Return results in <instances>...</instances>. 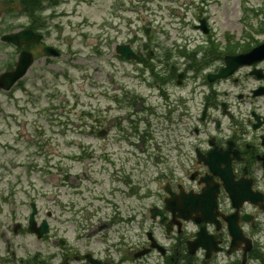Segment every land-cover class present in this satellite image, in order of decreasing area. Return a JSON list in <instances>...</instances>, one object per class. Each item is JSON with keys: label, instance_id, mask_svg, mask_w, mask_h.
<instances>
[{"label": "flooded vegetation", "instance_id": "af4514ba", "mask_svg": "<svg viewBox=\"0 0 264 264\" xmlns=\"http://www.w3.org/2000/svg\"><path fill=\"white\" fill-rule=\"evenodd\" d=\"M125 10V4L114 6L117 30L110 34V76L103 91L109 101L104 109L97 102L93 107L92 134L97 137L104 122L121 124L128 144L136 146L138 137L142 151L155 155V174L146 180L142 175L133 213H124L132 209L130 198L113 197V212L100 221L95 214H71L59 230L49 221L48 231L35 235L42 249L33 252L35 227L29 216L20 222L18 205L20 200L27 212L33 200L19 199L16 191L4 196L0 186V264H264V55L244 63L230 58L264 43V30L255 27L252 35L242 32L221 43L208 37L206 54L185 62L175 44L152 35V27L137 36L140 27L132 28ZM46 44L48 35L29 49L38 56ZM122 44L136 60L118 53ZM223 68L232 73L215 77ZM194 83L202 85L197 89ZM61 105L53 106L57 116ZM162 118L172 127L192 128L182 142H170L177 154L167 165L159 153L167 138L157 135ZM117 167L118 181L137 183L125 165Z\"/></svg>", "mask_w": 264, "mask_h": 264}, {"label": "rangeland", "instance_id": "374dc122", "mask_svg": "<svg viewBox=\"0 0 264 264\" xmlns=\"http://www.w3.org/2000/svg\"><path fill=\"white\" fill-rule=\"evenodd\" d=\"M121 3L128 5L125 13H121L126 21L134 26H142L140 29L137 28L140 34L144 33L145 24L155 28L156 32H161L160 23L171 22L167 27L172 33L171 41L178 37L179 42L184 43L185 39H181L183 32H180L179 28L178 32L176 27L184 28L182 24L187 23L184 34L191 38L192 44L189 48L196 46L198 48L202 46L200 42L203 43L205 39V34L193 26L198 14H205L209 18L216 38L222 39L226 33H232L237 37L245 30L243 27L248 23L261 22L263 14L256 16L255 9L263 6L264 2L263 0H60L45 9L43 16L46 25L49 26L47 31L49 40L61 46L62 54L49 59L51 61L49 66L47 57L41 50L38 60L22 80L23 88L18 87L11 91L0 90V174L8 177V181L12 183L14 177L11 175V168L14 165L21 166L26 163L35 165L28 184L22 177L23 168L17 167L18 196L19 198L26 196L24 187L28 185L38 204L40 220L49 211L52 214H59L65 202L72 201L73 197L81 201L85 200V197L98 196V194L110 195L107 188L113 183H109L108 179H104L106 187L105 184L97 187V193L92 189L89 190L90 187H94L90 156L100 148V142L86 136L83 130H78L80 126L77 123L80 122L78 113L83 108L89 107L91 110L93 104L91 93L96 92L98 85L107 84L110 67L108 48H112L113 45L110 34L112 30H117L111 20L115 14L114 6ZM3 5L4 0H0V35L30 25L28 17L18 11L19 9L11 13L4 11ZM172 6L177 10L171 12ZM15 12H18L19 17L14 15ZM10 25L12 29L8 30ZM128 27V24L124 25L126 30ZM154 36L162 40L166 39L164 34L154 33ZM16 48L15 45L0 39V73L15 64L19 55ZM57 102L62 104L61 120L64 123L51 116L50 109ZM57 112L59 113L60 109H57ZM88 119L91 121L90 118ZM167 123L169 122L162 118L163 134L170 130ZM83 128L85 130L87 127L83 126ZM62 130L64 134L61 133ZM175 132L174 129L173 133ZM169 150L168 148L166 158L170 161L172 154ZM85 153L87 156H84ZM44 158L49 159L50 164H58L63 159V162L71 167L70 174L76 178L71 179L70 186L57 181L56 176L50 177L51 182L47 179V174L42 178L43 174H39V164L46 163ZM2 179L1 177L0 180ZM7 179L4 180L5 186L9 184ZM117 195L123 194L117 193ZM57 217L58 215L53 219ZM41 245L34 238L29 248L33 252L38 247L42 249ZM18 251L20 254L23 253L20 246Z\"/></svg>", "mask_w": 264, "mask_h": 264}, {"label": "water", "instance_id": "95a60500", "mask_svg": "<svg viewBox=\"0 0 264 264\" xmlns=\"http://www.w3.org/2000/svg\"><path fill=\"white\" fill-rule=\"evenodd\" d=\"M4 38L6 40H10L19 45H22L24 42L29 43L30 39H34L38 41L41 38V36L37 35L32 30H22L18 33L6 35L4 36ZM32 61L33 59L30 53L28 52L23 53L17 69L13 72L6 73L2 77H0V85H4L3 81L6 80L8 81V84L5 87L9 89L16 80H18L21 76H23L27 72L28 67L32 63Z\"/></svg>", "mask_w": 264, "mask_h": 264}, {"label": "trees", "instance_id": "16d2710c", "mask_svg": "<svg viewBox=\"0 0 264 264\" xmlns=\"http://www.w3.org/2000/svg\"><path fill=\"white\" fill-rule=\"evenodd\" d=\"M23 4L25 5H40V3H42V0H23L22 1Z\"/></svg>", "mask_w": 264, "mask_h": 264}]
</instances>
